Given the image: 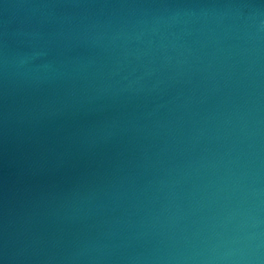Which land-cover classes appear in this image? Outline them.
<instances>
[{
	"label": "water",
	"instance_id": "water-1",
	"mask_svg": "<svg viewBox=\"0 0 264 264\" xmlns=\"http://www.w3.org/2000/svg\"><path fill=\"white\" fill-rule=\"evenodd\" d=\"M0 264H264V0H0Z\"/></svg>",
	"mask_w": 264,
	"mask_h": 264
}]
</instances>
